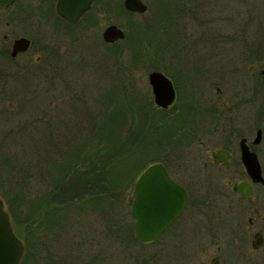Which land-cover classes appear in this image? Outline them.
<instances>
[{
    "label": "rangeland",
    "instance_id": "1",
    "mask_svg": "<svg viewBox=\"0 0 264 264\" xmlns=\"http://www.w3.org/2000/svg\"><path fill=\"white\" fill-rule=\"evenodd\" d=\"M146 1L150 4L146 14H132L115 4L110 16H101L100 22L96 21L91 29L85 22L68 26L48 18L46 33H33L37 42L42 38L47 45L46 72H32L13 82L10 77L0 78V197L5 200L14 231L25 244L23 264H154L152 254L157 243L142 244L129 229L133 226L134 230L130 197L136 178L128 186L126 182L120 186L110 185L107 194L103 193L107 188H89L101 195L111 194L109 202L115 203L120 211L116 207L105 213L91 207L69 212L70 207L67 214L62 212L59 219H55L46 204L48 210L44 209V214L36 211L31 213L36 220H31L32 223L27 220L33 210L31 201L44 197V202L52 189L53 182L47 172L70 160L81 162L79 158L84 148H91L89 156L92 155L96 137H102L97 130L105 128L103 118L115 106L106 105L108 97L119 103L123 113L117 116L112 113L111 117L124 123L125 131L118 122L114 127L110 117L107 125L112 121L106 131L114 128L113 133L117 131L126 138L119 150L122 155L117 157L132 160L123 165L131 174L146 161L142 170L156 161L181 165L187 171L197 169L192 167L198 162L189 161L182 145L186 140L185 132L176 137L177 123L181 121L175 109L179 106L189 107L185 117L201 125L194 136L195 145L186 147L193 154H206L195 149H199V141L205 138L203 131L207 128L217 129L212 140L204 143V148L212 151L232 136L233 131L226 135L229 128H237L239 134H247L250 140L256 137L258 128L264 132V0H207L205 10L212 14L204 18H208L206 29L211 34L207 35L206 49L200 50L184 48L188 42L184 38L189 36L185 34L186 29L199 25L184 16L176 17V25H172L167 18L169 12H173L168 8V0ZM31 4L36 21L42 17L38 10H44V4L40 0ZM111 23L124 29L123 39L104 41L103 30ZM38 26L35 23L33 29L37 30ZM216 35L222 40H211ZM153 71L176 79L179 98L174 107L165 109L156 105L149 80ZM119 94L128 96L124 100L127 109ZM143 103L147 104V110ZM140 104L137 110L142 115L133 114L130 107ZM229 105L233 106L232 110ZM213 107L229 111L228 116L224 115L228 120L224 118L216 123L214 116L218 115L210 110ZM143 112H153V120L151 125H145L144 129L151 127V131L142 136L136 154L139 130L129 129L134 124L132 114H138L135 125L139 124L140 130L143 128L147 116ZM235 146L238 142L233 144ZM257 151L264 170V134ZM130 152H133L131 157ZM178 156H182V163ZM227 169L230 168L224 170ZM230 171L220 177L224 185L228 178L236 177L234 182L243 175L242 169L237 174ZM226 186L231 193V185ZM255 188L253 198L235 200L248 209L241 215L238 238H253L257 231L264 232V188L258 185ZM89 190L74 189L72 196L78 201L81 193L89 195ZM16 191H21L19 199L14 197ZM7 194L13 196L11 203L19 205L20 200L25 208L24 219L19 217L17 226L13 223ZM231 196L232 193L227 202L229 199L233 202ZM64 214L65 218H61ZM232 237L230 233L224 235L225 240ZM244 245L246 251L251 247L249 242ZM164 258L172 264L183 263L172 250L165 253Z\"/></svg>",
    "mask_w": 264,
    "mask_h": 264
},
{
    "label": "flooded vegetation",
    "instance_id": "2",
    "mask_svg": "<svg viewBox=\"0 0 264 264\" xmlns=\"http://www.w3.org/2000/svg\"><path fill=\"white\" fill-rule=\"evenodd\" d=\"M34 1L14 0L0 7V78L5 79L10 77V80L13 82L20 77L32 74V72H35L34 74L46 72L47 45L42 38L40 39L41 42H37L33 33L34 31L39 32L37 34L46 33L48 18H52L54 22L60 20L68 26H77L85 22L87 28L91 29L95 27L96 21L100 22L99 18L101 16H110V12H112L113 5L115 4L122 9L125 8L132 14H146L150 9V4L146 0H142L148 6L145 12H136L127 9L125 0H95L91 8L78 20L73 22L67 20L58 12L57 5L59 0H40V3L45 5H43L44 10H38L41 11L42 17L34 21L31 4ZM193 3L195 4L193 5ZM206 4L207 0H199V2L192 0H168V8L173 9V12L171 11L173 15L169 12L167 18L169 21L171 19L172 25H176V17L184 16L190 21L192 20L193 23L195 22L197 26H200L194 29L192 27L186 29L185 34H189V36L184 38L185 41H188L184 45L185 49L200 50L206 49V46H208L207 40L209 36L207 35L211 33L206 29L209 21L204 16H209L212 13L205 10L207 7ZM197 8L199 10H196ZM35 23L37 26L39 23L37 30L33 29ZM116 25L119 26L118 24ZM119 27L124 31L121 26ZM106 28L103 30L102 36ZM211 30L213 29L209 31ZM18 40H22V42L17 44ZM211 40L219 41L222 38L216 35ZM33 50L36 51V54L33 53ZM168 77L172 80L176 91V99L169 106V108H172L176 105L177 99L179 98V87L174 77ZM6 89H9V85H6ZM217 91L221 92V89L217 87ZM228 108L232 110L233 106L229 105ZM187 109H184V105L175 109L177 110L175 114H178V120L181 121L177 123L179 127L176 130V137L180 132H185L186 140L182 142V145L185 152L187 151L186 153H188L186 156L189 158V161L198 162L197 165L192 167L197 169L187 171L181 165H171L167 162L156 161L162 162L166 166L169 175L185 189L187 203L184 210L172 224L156 240L149 242L153 244L157 243L156 250L152 254L153 263L172 264L164 258L165 253L171 252L172 250L173 253L177 254L183 260V263L173 264H264V243L260 247H255L253 244L256 234L260 232L264 236V232L261 230L257 231L253 235V238H238L237 233L239 234V229L242 227L240 222L241 215L243 216L245 214V209L247 208L235 202L239 198H253L256 194V185L264 188L262 183H255L250 178L242 161L241 152V140L246 138V143L250 150L256 152L260 159L257 148L263 139L261 143L255 144V138L250 140L247 134H239L237 128H234V130L229 128L227 130L230 131L226 135L233 131L232 136L226 140L225 144L212 151L211 149H205L204 143L212 140L211 136L217 133V129L212 128L210 130V128H207L203 131L205 132L203 134L205 138L199 141V149H195L197 152H206V154H193L186 147L195 145L193 141L196 137L194 136H197L201 125L193 124L188 120L187 116L185 117L184 113L187 112ZM190 110L188 113H191ZM210 110H212L213 115H218L214 116L216 123H219L218 120L220 119L224 120V115H229V111L226 112L221 107H213ZM174 119L177 118L175 117ZM236 142H238V146L233 147V144H236ZM219 149L229 152L230 158L216 162L213 153ZM178 158L181 159L182 163V156H178ZM226 168H230L227 171L231 170L230 172L232 174L239 173L240 169L243 172V175L239 179L234 180V182L233 179L236 177L228 178L226 181V185H231L230 192L232 193L231 199L233 202H230V199L228 202L226 201L231 193L229 191L227 192V186L220 179L227 172L224 170ZM262 171L264 175L263 166ZM242 180H247L253 185L255 191L253 196L247 197L233 189L234 184ZM229 233L233 237L225 240L224 235ZM246 242L251 244V247L247 251L244 249ZM140 243L149 244L144 242ZM166 248L167 250H165Z\"/></svg>",
    "mask_w": 264,
    "mask_h": 264
},
{
    "label": "water",
    "instance_id": "3",
    "mask_svg": "<svg viewBox=\"0 0 264 264\" xmlns=\"http://www.w3.org/2000/svg\"><path fill=\"white\" fill-rule=\"evenodd\" d=\"M14 0H0V7ZM95 0H59L58 12L69 21L78 20L87 12ZM127 9L145 12L148 6L142 0H125ZM104 40L115 42L125 37V32L116 24H112L104 31ZM22 42L18 40L17 44ZM264 75V68L262 70ZM155 103L161 108H169L176 99V91L172 80L163 72L153 71L150 76ZM263 129L259 128L254 139L255 144L261 143ZM242 161L250 178L255 183L264 185V175L258 154L251 151L246 138L241 140ZM216 162L227 160L230 154L224 150L213 153ZM233 189L247 197L254 195L253 185L242 180L236 182ZM187 203L185 189L170 175L162 162L148 165L134 183L130 197L131 215L134 220V233L140 242L149 243L166 230L181 214ZM264 243L262 233H257L254 246L260 247ZM25 255V245L14 231L11 215L5 200L0 197V264H21Z\"/></svg>",
    "mask_w": 264,
    "mask_h": 264
},
{
    "label": "trees",
    "instance_id": "4",
    "mask_svg": "<svg viewBox=\"0 0 264 264\" xmlns=\"http://www.w3.org/2000/svg\"><path fill=\"white\" fill-rule=\"evenodd\" d=\"M113 92H115V91H113ZM119 97L121 99L123 97V101L124 100L126 101L128 98V96L122 95V94L121 95L119 94ZM108 100L109 101L106 103V105L109 106V104L112 103L115 106L113 107L114 109L112 111L109 110V113L106 114V116L103 118V119H105L104 120L105 128L100 127L99 130H97V131H100L98 133H100V134L102 133V137H96L98 139H96L97 140L96 146L94 145L95 150L91 151L92 155L89 156L91 148H89V149L84 148L81 151L83 156H82V158H79V159H82L81 162L80 161L75 162V160H70L69 162H66L64 165L57 164L54 167V169L47 172L49 174V176L51 177V181L53 182L51 184L52 189L48 192V196L45 197L44 202H42L44 197L39 198L37 201H31V205H33L32 206L33 210H32V212L30 210V214L27 218L28 222L32 223L33 219H34V221L36 220L35 218H32L31 213H35L36 211H37V213H39L41 211L40 215H42L46 212L44 209L48 210V206L51 207V210L49 212L52 213V217H55V219L58 218V216H60L62 214V212L66 213L70 207H72V208L69 209L70 210L69 212H71V210H77L78 208L81 210H84L87 208L90 209L91 207H92L91 209H93V210L104 211L105 213H108L109 211H111V209L115 210L117 207L115 205V203L109 202V198H110L111 194H109L108 196L105 195V194H107V191H109V188L111 189L110 185L120 186V185H123L125 182H126L127 186L130 185L131 183H133L135 178H137L140 171L143 169L145 164L148 162V161L144 162L138 168V170H136L134 172L132 171V174L130 173V171L128 172V171L124 170L123 165H125L126 163L129 164L130 161H132L130 159H123L122 160L123 156L117 157L118 154H121V152H119V150L121 149V145L122 144L125 145V142L123 141L124 140L123 138H125V137L120 133L118 134L117 131L115 133H113L114 128H111V131H106L107 127H110V123L112 121L111 120L109 125H107L109 122V119H108L109 117L114 120L111 123V124H113V126L115 124H117V122L120 123L121 126L124 124L118 120H115V117H111L112 113L114 114V116H117L118 113H121V112L123 113V111L120 108L118 102H116L115 100H112L111 97H108ZM125 101H124V105L126 106V109H127L128 108L127 102H125ZM141 105L142 104H140V106L137 105V107H130V109H131L130 111L133 114L138 113L140 116L141 112L138 111L137 108L140 109ZM143 108H144V110H147V104L143 103ZM151 113H153V112L144 113V115H147L146 116V122L143 124V128L141 130L138 128L139 124H137V126L135 125L137 123L136 119H137L138 114H137V116L132 114V120H133L134 124L131 126L129 131H136L137 130V132H138V130H139L138 135H136L137 136L136 140H137V142H139V143L135 144L138 146V148L135 150L136 154H137L138 149L140 150V142L142 143V141H143L142 136L145 134L148 135L149 131H151L150 130L151 127H149V128L146 127L144 129L145 125L146 126L148 124L151 125L150 123L153 120V118H151ZM128 117H129V114L126 115L127 119H128ZM121 118H122V116H121ZM135 127H136V129H135ZM95 128H96V125H95ZM123 130L125 131V127H123ZM110 144H112V145H110ZM123 145H122V147H123ZM132 153L133 152L128 153L130 157L132 156ZM111 162H113V163L111 164ZM53 170H55V172H53V174H52ZM110 177H112V179H111V183L109 184ZM82 185H85V186H82ZM126 185H125V187H127ZM97 186L100 187V190H104L107 188L106 191L103 192L105 194L101 195L100 192H91L89 190V188L97 187ZM78 188L79 189H81V188L88 189L90 191V194L88 195L83 191L81 193L82 195H81L80 199L77 201L72 196L73 195L72 192L74 191V189H78ZM19 194H21V191H19V192L16 191L14 197L19 199V196H20ZM6 197H7V202H9V205L11 206L13 223L17 226L18 218L22 217L24 219L22 213L24 214L23 209H25V208H22L23 207L22 201H20V200L18 201L19 205H20L19 206V205H15V204L11 203V197H13V196L7 194ZM46 204L48 205L47 207H46ZM118 206H119V204H118ZM15 207L18 208L17 209L18 212H17ZM120 209L121 208H118L119 211H120ZM66 214H64L61 218H65ZM63 220H65V219H63ZM119 224H120V221H119ZM132 227L130 226L129 229H130V231H133L132 235L134 237L135 235H134V230ZM131 228H132V230H131ZM29 255H27V256H29ZM26 259H27V257H26ZM27 261H28V259H27Z\"/></svg>",
    "mask_w": 264,
    "mask_h": 264
}]
</instances>
